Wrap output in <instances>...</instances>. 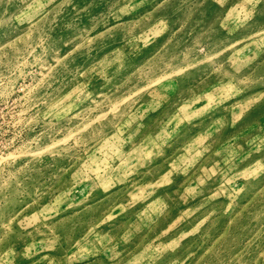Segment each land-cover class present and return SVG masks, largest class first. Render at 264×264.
I'll return each mask as SVG.
<instances>
[{"label": "rangeland", "instance_id": "1", "mask_svg": "<svg viewBox=\"0 0 264 264\" xmlns=\"http://www.w3.org/2000/svg\"><path fill=\"white\" fill-rule=\"evenodd\" d=\"M0 264H264V0H0Z\"/></svg>", "mask_w": 264, "mask_h": 264}]
</instances>
